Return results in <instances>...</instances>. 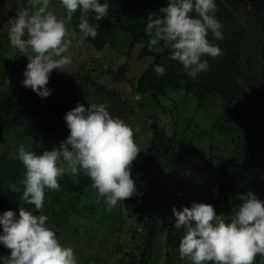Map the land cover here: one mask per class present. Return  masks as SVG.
<instances>
[{"label":"trees","instance_id":"obj_1","mask_svg":"<svg viewBox=\"0 0 264 264\" xmlns=\"http://www.w3.org/2000/svg\"><path fill=\"white\" fill-rule=\"evenodd\" d=\"M107 2L109 10L106 17L100 21L91 15L89 17L90 23L99 25L97 36L83 41L101 51L113 43L118 35H129L126 36L129 51L133 50L139 60L147 63L139 76L131 81L136 95L134 101H137L138 106L119 92L101 87L98 80L90 78L89 72L81 76L77 73L57 74L53 69L47 84L52 91L47 97H40L21 82L8 84L0 101V112L7 107L8 112H5L7 117L12 115L10 119L13 126L8 128L6 123L0 126V144L12 131L17 134V145L24 139L28 150L37 154L58 147L69 134L63 119L65 113L76 107L77 103L86 107L91 104L88 102L89 95L83 93V85L88 81L98 86L93 100L105 103L111 115L123 119L129 125L135 112L144 107L146 102L160 109L170 99L172 91L193 94L200 106L208 98L217 96L223 100L227 115L222 120L214 121L209 130H200L195 135L211 141L210 153L201 164L206 180L201 184L203 192L200 200L212 204L217 214H223L225 218L239 204L237 193L252 191L264 200V0H251V8L245 7L240 0H216V16L223 25L224 38L216 40L209 32L208 39L218 45L223 54L202 57L209 61V68L195 78L188 75L179 62L169 59L170 50L163 42L149 45L152 36L144 31L148 15H160L159 9L167 6V0ZM63 13L64 10L59 15ZM1 15L5 14L0 2V51L5 53L4 48L10 45L7 38L10 16ZM79 15L78 9L70 21L75 32L78 31L76 25ZM14 49V57L9 54L10 49L7 50L9 58L5 59L2 67V80H6L14 70H18L20 77L23 76L28 62L25 55ZM157 64L165 66V73L161 76L154 71ZM128 71L129 67L123 66L114 79L122 81V75ZM150 124L151 138L144 160L131 172L137 187L132 197L125 198L109 210L83 173L60 177L62 190H55L51 196L55 200L53 203L65 206L71 207L73 202L77 206L80 202L86 203L87 216L93 221V226H106L105 223L109 222L111 230H117V235L120 233L119 220L124 212L123 205H127L129 212L125 216L130 218V234L129 239L123 236V241L116 244L115 249L121 254L118 264H152L160 256L155 248L162 226L166 228L163 259L166 258L168 264H185L178 254V243L184 230L169 222L167 213L158 202L153 201L151 192L154 181L182 160L183 142H179L178 133L167 130L168 123L161 126L159 120L152 119ZM244 125L249 126L248 131L243 129ZM23 173V164L16 155L0 156V213L9 209L18 213L19 207L32 210L34 214L43 213V208L35 210L34 205H28L20 198L21 193L12 190ZM214 190L218 194H214ZM9 254L10 251L1 245L0 255ZM260 261L261 257L257 255L254 263Z\"/></svg>","mask_w":264,"mask_h":264},{"label":"clouds","instance_id":"obj_2","mask_svg":"<svg viewBox=\"0 0 264 264\" xmlns=\"http://www.w3.org/2000/svg\"><path fill=\"white\" fill-rule=\"evenodd\" d=\"M27 3L28 8L10 19L8 39L28 57L22 85L43 98L52 91L47 87L52 70L71 64L73 42L97 36L99 25L90 23V15L100 21L108 15L109 4L107 0H59L64 13L58 16L51 0ZM78 9V31L70 32L67 24ZM216 10V0H167L160 15H148L144 31L152 36L149 45L163 42L170 50L169 59L195 78L209 68V61L202 57L223 54L208 39L209 32L216 40L224 38ZM154 71L161 76L165 66L157 64ZM63 119L69 134L58 147L37 154L23 143L18 145L16 158L24 173L12 190L40 210L46 189L58 190L59 178L65 174L83 173L109 210L132 197L137 187L131 165L140 152L132 127L111 115L103 102L87 107L77 103ZM236 197L239 204L228 218L217 214L210 203L193 202L180 210L173 206L175 227L184 230L178 254L185 264H254L257 255L264 264V200L252 191ZM48 219L46 214H34L25 207H19L18 214L11 209L0 213V244L10 249L9 255H0V264H79L75 250L60 243Z\"/></svg>","mask_w":264,"mask_h":264},{"label":"rangeland","instance_id":"obj_3","mask_svg":"<svg viewBox=\"0 0 264 264\" xmlns=\"http://www.w3.org/2000/svg\"><path fill=\"white\" fill-rule=\"evenodd\" d=\"M240 1L245 7H252L251 0ZM0 2L5 14L1 16L8 15L10 19L15 17L19 10L29 7L27 0H0ZM51 4L56 14L60 16L59 14L62 13L63 9L59 4V0H51ZM10 19L8 20L9 23ZM67 27L70 32H75L70 22H68ZM126 36L129 37L127 34L118 35L113 39V43L101 51L92 48L84 41L82 43L74 41L73 46L69 49L72 56L71 64L61 70L55 69L56 73H77L81 76H86L87 72H89L90 78L98 80L101 87L106 86L113 91L119 92L137 107L138 103L134 101L136 95L131 81L139 76L141 71L147 66V63L139 60L133 50L129 51V42ZM8 49L11 50H9V54L13 57L16 51L11 45L4 48L5 53L0 51V101L3 99L2 95L7 90L8 84H16L24 79V76H19L18 70L11 72L6 80L1 79L5 59L9 58ZM25 58L28 62V57L25 56ZM123 66H128L129 71L122 75V81H117L114 76L118 74V71ZM76 78L78 80V77ZM79 79L82 80V77ZM87 84L83 85V93L89 95L90 100H88L86 95L89 103H96L97 100L95 102L93 96L98 90V86L96 87L92 83L91 85ZM137 96L139 97V95ZM6 109L7 107H4L0 112V122H2L0 126L6 123L7 127L10 128L13 126V121L10 119L12 115L10 114L7 117L6 112L8 111ZM225 115H227L225 104L217 96L208 98L200 106L199 101L193 94L172 91L170 99L163 103L162 108L159 109L156 105L146 102L145 106L137 110L132 119H130V126L134 131V140L140 150L131 165L132 171L139 162L144 160V153L149 146L151 138L150 123L152 119L159 120L161 126H165L168 123L167 130L178 133L179 142H183L182 160L180 163L168 169L161 178L156 179L151 188L153 201L160 204V208H163L167 213L169 222L174 225L173 206L180 210L183 206L190 207L193 202H201L200 198H202L203 187L201 184L206 180V175L201 164L206 160L204 157L210 153L211 141L206 137L195 136L196 132L209 130L208 128L214 121L222 120ZM243 129L248 131L249 126L244 125ZM16 135L10 131L6 140L0 144V156L3 154L7 157L16 155L18 147ZM57 142H60V140ZM20 143H23L29 149L24 139H21ZM59 190L62 189L59 188ZM54 191L45 190L42 214L48 216L47 223L56 231L60 243L69 245L75 250L79 264H118L121 254L116 251V244L120 240L123 241V236L129 239L128 234H130V218L125 216L129 212L127 205H123L124 212L121 220H119L120 229L118 232L120 231V233L117 235V230H111V223L109 224V222L105 223L106 226H98L97 224L93 226V221L87 216L88 205L86 203L80 202L77 206V203L73 202L71 207L62 203H53L55 200L51 195ZM98 198L101 202H104L99 196ZM0 231H2V226H0ZM165 239L166 228L162 226L155 248L157 255L160 256L154 259L152 264H168L167 259H163L166 245ZM7 250L10 251V249ZM254 264H262V261Z\"/></svg>","mask_w":264,"mask_h":264}]
</instances>
